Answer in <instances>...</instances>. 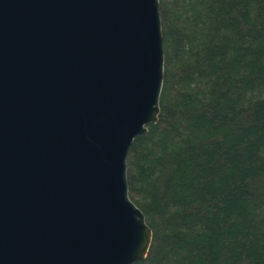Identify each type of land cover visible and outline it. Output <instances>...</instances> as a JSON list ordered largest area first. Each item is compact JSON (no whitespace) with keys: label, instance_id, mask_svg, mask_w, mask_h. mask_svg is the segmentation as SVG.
Wrapping results in <instances>:
<instances>
[{"label":"water","instance_id":"1","mask_svg":"<svg viewBox=\"0 0 264 264\" xmlns=\"http://www.w3.org/2000/svg\"><path fill=\"white\" fill-rule=\"evenodd\" d=\"M158 0H0V264H130L132 138L157 119Z\"/></svg>","mask_w":264,"mask_h":264},{"label":"trees","instance_id":"2","mask_svg":"<svg viewBox=\"0 0 264 264\" xmlns=\"http://www.w3.org/2000/svg\"><path fill=\"white\" fill-rule=\"evenodd\" d=\"M154 122L127 149L151 230L130 264H264V0H158Z\"/></svg>","mask_w":264,"mask_h":264}]
</instances>
